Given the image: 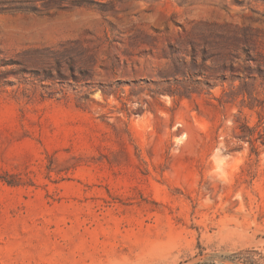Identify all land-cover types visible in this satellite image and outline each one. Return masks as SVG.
I'll use <instances>...</instances> for the list:
<instances>
[{"label":"rangeland","instance_id":"374dc122","mask_svg":"<svg viewBox=\"0 0 264 264\" xmlns=\"http://www.w3.org/2000/svg\"><path fill=\"white\" fill-rule=\"evenodd\" d=\"M0 264H264V0H0Z\"/></svg>","mask_w":264,"mask_h":264}]
</instances>
